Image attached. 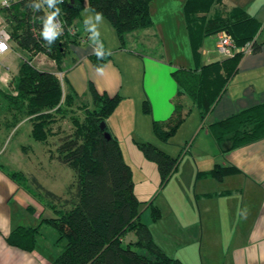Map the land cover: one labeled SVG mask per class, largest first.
Wrapping results in <instances>:
<instances>
[{
	"label": "trees",
	"instance_id": "obj_1",
	"mask_svg": "<svg viewBox=\"0 0 264 264\" xmlns=\"http://www.w3.org/2000/svg\"><path fill=\"white\" fill-rule=\"evenodd\" d=\"M11 0L8 6L0 8L3 25L11 42L27 53L17 76L9 84L11 91L0 88V126L15 127L24 118L31 123L33 140L46 142L50 126L55 123L56 114L64 116L77 99L83 98L68 88L64 91L60 77L39 69L32 58L43 54L55 62L62 71L64 58L70 47L87 40L90 36L80 34L74 19L86 1L95 15L104 17L113 28L119 47L124 48L126 35L131 32L154 27L149 13L151 0ZM218 0H186L183 15L188 32L191 52L199 57L202 40L220 31H227L237 48L251 43L252 52L259 47L253 38L257 32L254 20L243 11L234 9L223 17L213 10ZM62 21V30L49 40L42 33L48 13ZM34 26L38 37L34 38L30 28ZM75 29L70 34L68 29ZM242 53L203 65L199 68H177L172 77L179 91L177 96L186 95L196 106L203 118L222 93L229 77L234 72ZM106 51L90 55L94 67L99 68L108 60ZM87 95L91 107H84L83 119H72L73 131L58 138L57 159L70 167L74 180L68 186L66 196L60 197L44 189L32 177L36 192L27 184L21 173L6 174L22 186L39 202L47 203L54 216L42 219L36 225L13 228L6 242L12 247L32 252L43 224L56 232L55 246L59 248L49 264H183L177 258L164 254L153 240L148 226L140 221L139 201L135 197L130 166L124 161L117 139L108 131L106 119L115 110L121 97L100 94L89 83ZM143 110L151 113L150 105L144 101ZM180 103H175L173 115L165 122H153V132L159 141H166L183 122ZM105 123L101 129L100 124ZM12 127V128H13ZM217 142L229 139L227 149L239 147L264 137V103L240 111L230 117L209 125ZM109 137H105V133ZM145 158L155 163L162 182L177 169L178 157L167 155L152 143H137ZM233 171L231 167L215 166L206 175L222 178ZM38 193V194H37ZM45 201V202H43ZM159 217L153 210L152 218ZM127 232H134L135 242L124 243Z\"/></svg>",
	"mask_w": 264,
	"mask_h": 264
},
{
	"label": "crops",
	"instance_id": "obj_2",
	"mask_svg": "<svg viewBox=\"0 0 264 264\" xmlns=\"http://www.w3.org/2000/svg\"><path fill=\"white\" fill-rule=\"evenodd\" d=\"M185 1L151 0L149 13L155 26L151 31L161 40L156 44V50L143 48L138 51L140 44L130 47L128 41L120 48L116 34L112 39L108 28L104 29L102 22L93 18L92 23L99 24L109 37H103L92 25L84 24V31L80 32L74 22L80 34L86 35L93 30L102 39L96 36L101 42L98 39L90 42L89 36L86 42L71 46L62 71H58L55 62L43 54L32 58L39 69L60 77L64 91L71 88L77 96L90 101L87 86L91 83L100 94L121 97L106 119V126L117 139L124 160V146L126 157L133 149L132 152L137 151L144 158L137 143L149 142L162 148L153 132V122L168 120L176 102L181 104L182 113H186L189 98L177 96L179 88L172 73L179 67L200 69L223 60L220 56L210 57L216 34L210 35L211 46L206 44L208 38H204L199 57H193L183 15ZM213 7L223 17L238 9L252 18L258 28L252 42L259 49L242 55L222 93L203 118L196 108L200 118L187 122L189 115H185L180 124L178 130L192 127V145L198 139L206 147L200 145L195 152L191 145L189 153L180 156L176 173L184 167L181 171L189 182L186 194L189 207H176L182 208L183 217L184 211H189L194 219L195 230L199 232L205 250L202 264H264V137L227 149L229 139L219 143L209 130V125L214 122L264 103V0H218ZM0 23L3 25L1 12ZM97 44L99 51L109 54L108 60L99 68L90 60ZM10 46V50L0 57V88L5 91H11L9 84L17 76L22 61L28 58L14 42ZM145 100L150 105V114L143 110ZM215 166L231 167L233 171L220 179L206 175ZM41 206L36 197L0 169V264H41L39 255L33 251H23L6 242L13 228L29 225L27 214L30 211L38 219L37 211Z\"/></svg>",
	"mask_w": 264,
	"mask_h": 264
},
{
	"label": "rangeland",
	"instance_id": "obj_3",
	"mask_svg": "<svg viewBox=\"0 0 264 264\" xmlns=\"http://www.w3.org/2000/svg\"><path fill=\"white\" fill-rule=\"evenodd\" d=\"M93 18L100 20V23L102 22L104 25V29L105 27L108 28L113 39L115 32L109 22L104 17L91 12L86 1L83 2V6L79 9L74 22L80 32L84 31L82 29L85 27L84 24L92 25L94 29L102 33L103 37H109L98 26L99 24L92 23L95 20ZM89 26L86 27L89 29ZM151 30L153 29L128 33L125 36L126 41L129 43L128 46H139L140 44L138 51L143 50V48H148L147 50L151 51L156 50L155 46L161 40ZM92 31L89 33V41L94 42L95 39H98V42H101L98 37L102 39V36H98ZM207 38L206 44L211 46L213 39L210 36ZM142 44L144 47H142ZM135 49L137 48L135 47ZM210 55V57L218 56L214 51ZM34 62L37 65V61L34 60ZM90 102L85 98L77 99L72 109L67 110L64 116L56 114V121L50 126L51 133L47 137L46 142L43 143L32 139L30 135L31 123L27 118H24L15 127L1 125L0 169L8 173H21L26 180L20 179V182L27 184L34 192H36V188L30 181L32 177L44 189L60 197H65L67 188L75 177L73 170L57 159L58 154L55 146L58 138L73 131L72 119L74 117L80 120L83 119L84 107H91ZM185 110V115H189L187 122H192L194 118H200L196 106L191 104L190 100H188ZM184 128L177 130L166 141L159 142L162 151L167 155L175 158L179 154L182 157L184 153H189L188 150L192 145L191 137H193L191 132L192 127L188 129ZM200 145L206 147L204 143H201L197 139L195 145H192L193 150L197 152ZM123 149L126 160L124 161L131 168L134 194L139 201V210L141 211L140 221L148 226L156 245L164 254L177 258L183 264H202L201 258L205 250L198 234L199 232L197 233L195 230L197 226L193 224L194 219L190 217L191 213L189 211H184L185 216L183 217L181 214L182 208L178 209L176 207V205L183 208L189 207L186 202L189 182L186 176L182 174L183 171H181L184 167L179 169L178 173L175 170L174 174H171L166 181L162 182L154 162L144 158L137 151L135 153L132 152L133 149L132 153L130 152L129 156L126 157L127 148L124 146ZM41 205L40 210L37 211L38 219L34 217L33 211L29 212L30 215L27 214L30 220L29 223L27 222L29 225H36L42 219H49L55 215L47 203L41 202ZM154 209L159 211V217L155 220L152 218ZM187 213H189L188 217H186ZM56 237V232L43 224L41 234L37 238L33 250L34 253L39 255L41 264H49L52 258L58 254L59 248L55 246ZM122 240L124 243L135 242L136 237L134 232H127Z\"/></svg>",
	"mask_w": 264,
	"mask_h": 264
},
{
	"label": "built area",
	"instance_id": "obj_4",
	"mask_svg": "<svg viewBox=\"0 0 264 264\" xmlns=\"http://www.w3.org/2000/svg\"><path fill=\"white\" fill-rule=\"evenodd\" d=\"M10 2L11 0H0V8L8 6ZM49 15H51V13H48V16ZM52 21L56 31L62 30L63 24L59 18L52 16ZM30 31L32 32L34 38L38 37V32L34 26L30 28ZM68 31L70 34L75 33L74 28L68 29ZM84 42H86V40L84 38L83 39L81 38V43ZM0 43L6 45V48L0 49V57H1L11 48L10 35L6 30L5 26L1 25V23H0ZM95 51H98V44L95 46ZM214 51L218 56L225 58V57H231L237 52H240L243 55H245L252 52V49H251V43H247L244 46L237 48L234 44L232 36L227 31H220L216 33Z\"/></svg>",
	"mask_w": 264,
	"mask_h": 264
},
{
	"label": "clouds",
	"instance_id": "obj_5",
	"mask_svg": "<svg viewBox=\"0 0 264 264\" xmlns=\"http://www.w3.org/2000/svg\"><path fill=\"white\" fill-rule=\"evenodd\" d=\"M53 3V0H49V5L51 6ZM56 13L53 12L51 15L48 16L46 22H45V28L43 30V35L45 37H47L49 40H51L52 38H54L56 36V30H55V26L53 24L52 21V16H54ZM99 18V17H98ZM6 48V45L0 43V49H4Z\"/></svg>",
	"mask_w": 264,
	"mask_h": 264
},
{
	"label": "water",
	"instance_id": "obj_6",
	"mask_svg": "<svg viewBox=\"0 0 264 264\" xmlns=\"http://www.w3.org/2000/svg\"><path fill=\"white\" fill-rule=\"evenodd\" d=\"M73 1L71 0V3H72ZM100 127H101V129H104L105 128V123H101L100 124ZM105 137H109V133H105Z\"/></svg>",
	"mask_w": 264,
	"mask_h": 264
}]
</instances>
